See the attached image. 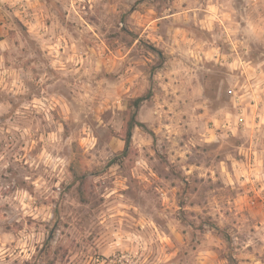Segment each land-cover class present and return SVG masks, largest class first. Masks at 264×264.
Masks as SVG:
<instances>
[{"label":"clouds","instance_id":"9594fccd","mask_svg":"<svg viewBox=\"0 0 264 264\" xmlns=\"http://www.w3.org/2000/svg\"><path fill=\"white\" fill-rule=\"evenodd\" d=\"M0 264H264V0H0Z\"/></svg>","mask_w":264,"mask_h":264}]
</instances>
